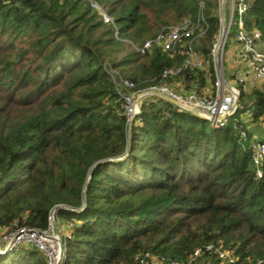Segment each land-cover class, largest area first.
<instances>
[{
    "label": "trees",
    "instance_id": "1",
    "mask_svg": "<svg viewBox=\"0 0 264 264\" xmlns=\"http://www.w3.org/2000/svg\"><path fill=\"white\" fill-rule=\"evenodd\" d=\"M247 3L245 28L264 39V0ZM186 19L208 26L195 44L210 69L163 81L184 57L142 56L124 40L140 47ZM218 32V0H0V227L44 230L52 209L69 208L56 212L69 230L61 264H134L144 255L160 264H226L215 251L235 264L263 261L264 161L257 179L247 127L264 124V88L241 91L221 129L145 99L124 157L127 118L104 65L135 90L205 91ZM120 157L89 174L94 163ZM0 264L47 261L21 245L0 254Z\"/></svg>",
    "mask_w": 264,
    "mask_h": 264
},
{
    "label": "built area",
    "instance_id": "2",
    "mask_svg": "<svg viewBox=\"0 0 264 264\" xmlns=\"http://www.w3.org/2000/svg\"><path fill=\"white\" fill-rule=\"evenodd\" d=\"M229 4V16L227 18V0H218V21L221 29L209 54L214 76V80L208 85L209 90L200 92L197 89L186 90L181 87L175 91L166 85H151L142 90H135V85L132 82L120 77L117 72L107 67L108 65L105 66L116 92L122 99V109L127 118V125L140 121V106L145 99L156 100L164 97L172 100L174 102L172 106L179 111L187 113H189L188 111H196L205 118L204 121L208 122L211 127L223 128L226 122L238 111L240 87L250 79L264 81V53L257 50L261 35L256 30L248 31L245 28L244 17L248 10L247 0H230ZM90 5L97 12L100 20L114 29L115 37L120 40L113 19L96 2L91 1ZM207 28L208 26L202 19H198L195 23L186 19L174 26L163 27L155 38L145 41L140 47H136L128 40H124V42L130 46L132 51L142 56L150 55L154 50H160L171 57L181 54L184 60L179 68H169L162 72L161 79L165 81L180 76L184 70L194 72L202 68L201 55L195 51L193 46L196 40L204 35ZM232 29L236 30L235 38L232 40L237 46L236 56L244 64V70L237 73L234 79L227 78L222 68L218 67ZM244 136L245 132L241 131L240 137ZM249 148L252 152V163L256 168L255 176L259 179L262 177L264 143L251 140ZM56 212L57 210L54 211L53 209L49 212L47 228L44 230L13 227V234L2 239L3 242L8 241L4 251L7 252L21 245H29L44 255L47 264H60V256L63 255L60 243H57L56 248L50 245L56 240L51 224L57 222L59 225ZM56 229L58 231L57 227ZM66 238H69L68 234L63 238L64 246ZM210 250L211 247L206 248V251ZM4 251H1L0 254L5 253ZM215 253L222 262L235 264L234 258L227 256L225 252L215 251ZM198 255L199 251L197 250L194 252L193 258ZM151 259L149 262L148 255L136 256L134 257V264H151Z\"/></svg>",
    "mask_w": 264,
    "mask_h": 264
},
{
    "label": "rangeland",
    "instance_id": "3",
    "mask_svg": "<svg viewBox=\"0 0 264 264\" xmlns=\"http://www.w3.org/2000/svg\"><path fill=\"white\" fill-rule=\"evenodd\" d=\"M229 1L230 0H227V7H226L227 8L226 9V12H227L226 17L227 18L229 16V8H230ZM170 26H174V25H170ZM220 29H221V26L219 25V32H220ZM219 32L215 38L218 37ZM235 35H236V30L232 29V31L230 32V35H229V39H228V42L226 45L225 52L222 55L221 61L219 62V65H218L219 68H222V70L225 73V75L227 76V78H231V79H234L235 75L237 73H241L244 70V64L238 58H235L234 55L232 54V52H233V46L232 45L235 44V43H233L232 40L235 38ZM196 41H198V40H196ZM258 45H264V39L263 38H261V41ZM258 45H257V50L259 52L264 53V47L259 48ZM136 47H138V46H136ZM193 47H194L195 51L198 54H200L198 51V45L194 44ZM200 60H201V63H203V66L200 69V71L208 72L210 69L209 61H207V59H205V57H203L202 55H201ZM104 65L107 66L108 64L106 63ZM211 65H212V63H211ZM208 88L209 87L207 86L206 90H209ZM263 88H264V81H256V80L250 79L242 86V88L240 89V93H241V91H243V93L245 95H248L251 92H253L254 90H262ZM171 89L176 91V86H175V88L171 87ZM200 92H205V91L200 90ZM131 125H132V123H131ZM131 125H129V124L127 125V133H129V134H130V130H131ZM248 125L249 126L247 127V129H249L252 133V140H254L256 142L264 143V124L257 122V123H252V124H248ZM212 128L221 129L220 127H217V128L212 127ZM13 227H14V224L9 225V226H1L0 227V251H4V247L6 246V244L8 242V241L3 242L2 239L5 236H8V235L10 236L13 234V230H12ZM51 227H52V229L54 227L56 230V233H55L56 236H54V238L57 241L56 240L53 241L50 245L56 248L57 243H60L59 245L61 246L62 251H63V253H62L63 255L60 256V262H59L61 264L63 261V258H64V251H65L64 244H63V238H64V236H66V234H68L67 232L69 230L67 229L66 225L61 224V223H59V225H57V222L56 223L53 222L51 224ZM56 227L58 228V231H57ZM224 252L227 254V256H231V253H229L227 251H224ZM234 261L236 262L235 258H234ZM151 264H160V263L156 260V258H152ZM210 264H213V263H210ZM249 264H264V260L263 261L262 260H256L253 262H249Z\"/></svg>",
    "mask_w": 264,
    "mask_h": 264
},
{
    "label": "water",
    "instance_id": "4",
    "mask_svg": "<svg viewBox=\"0 0 264 264\" xmlns=\"http://www.w3.org/2000/svg\"><path fill=\"white\" fill-rule=\"evenodd\" d=\"M160 99L168 102L169 104H174V102L168 98H164V97H161ZM191 115H194L195 117L201 119V120H204L205 118L202 117L201 115H199L196 111H188ZM129 148H130V134L127 133V143H126V149H125V155L124 157L127 155V153L129 152ZM123 157V158H124ZM122 157L120 158H115V159H105V160H101V161H98L96 163L93 164V166L91 167V170H90V173L95 169L96 166L102 164V163H106V162H117V161H121L123 159ZM88 180V179H87ZM85 206V202H83V207ZM54 211L56 210H64V211H71L69 208H66V207H56L53 209ZM53 231L54 233H56V230L55 228L53 227ZM1 252V251H0Z\"/></svg>",
    "mask_w": 264,
    "mask_h": 264
},
{
    "label": "crops",
    "instance_id": "5",
    "mask_svg": "<svg viewBox=\"0 0 264 264\" xmlns=\"http://www.w3.org/2000/svg\"><path fill=\"white\" fill-rule=\"evenodd\" d=\"M233 46V52H232V54L234 55V57L235 58H237V46H236V44H233L232 45ZM259 46V48H262V47H264V45H258Z\"/></svg>",
    "mask_w": 264,
    "mask_h": 264
}]
</instances>
